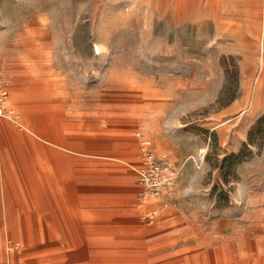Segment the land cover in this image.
<instances>
[{
  "label": "rangeland",
  "instance_id": "1",
  "mask_svg": "<svg viewBox=\"0 0 264 264\" xmlns=\"http://www.w3.org/2000/svg\"><path fill=\"white\" fill-rule=\"evenodd\" d=\"M0 87V264H264V0H0Z\"/></svg>",
  "mask_w": 264,
  "mask_h": 264
},
{
  "label": "built area",
  "instance_id": "2",
  "mask_svg": "<svg viewBox=\"0 0 264 264\" xmlns=\"http://www.w3.org/2000/svg\"><path fill=\"white\" fill-rule=\"evenodd\" d=\"M5 98L6 89L0 87V102ZM141 144L142 153L137 168V179L145 189L158 196L173 182L176 168L165 153H156L151 149L149 140L144 139Z\"/></svg>",
  "mask_w": 264,
  "mask_h": 264
},
{
  "label": "bare ground",
  "instance_id": "3",
  "mask_svg": "<svg viewBox=\"0 0 264 264\" xmlns=\"http://www.w3.org/2000/svg\"><path fill=\"white\" fill-rule=\"evenodd\" d=\"M2 112V110L0 109V113ZM65 113V112H64ZM59 115H61V114H59ZM56 116V115H55ZM65 117V116H64ZM67 117V116H66ZM72 118H73V116H71ZM79 117V116H78ZM77 117V118H78ZM57 118V117H56ZM68 118V117H67ZM70 118V117H69ZM81 118V117H80ZM79 119V118H78ZM43 120V119H42ZM54 120H56L55 118H54ZM59 120V119H58ZM80 120V119H79ZM57 121V120H56ZM62 121H64V120H62ZM38 122V121H37ZM54 122V121H53ZM61 122V121H60ZM72 122V121H71ZM76 122V121H75ZM56 124H57V122H55ZM44 124V123H43ZM53 127V126H52ZM53 129H55L56 130V128H53ZM66 129V128H65ZM68 129V128H67ZM78 130V129H77ZM44 131V130H43ZM52 131V130H51ZM47 132V131H46ZM55 132V131H54ZM124 132V131H123ZM53 133V132H52ZM42 136V135H41ZM45 136V135H44ZM38 137H39V135H38ZM43 137V136H42ZM62 137H63V135H62ZM61 137V138H62ZM47 138V137H46ZM40 139H43V138H40ZM65 141V140H64ZM44 142V141H43ZM50 143V142H49ZM54 144V143H53ZM62 144V143H61ZM70 144V143H69ZM53 146V145H52ZM44 149H46V150H48V151H55V150H53L52 148V150L49 148V146L47 147H44ZM52 153H55V152H52ZM46 156V155H45ZM62 156V155H61ZM48 161V160H47ZM59 163V162H58ZM38 166V165H37ZM43 168L44 169H46V170H49V172H50V170H54V168L52 167V166H50V165H48V163L46 162V160H43ZM51 175V174H50ZM43 183V182H42ZM164 191H169V188H167V189H165ZM156 196V195H155ZM155 198V197H154ZM150 199V198H149ZM151 200H152V198H151ZM150 200V201H151ZM250 207V206H249ZM254 207V206H253ZM261 212V211H260ZM248 229V228H247ZM225 230V229H224ZM222 231V230H221ZM236 236V235H235ZM231 237V236H230ZM234 242V241H233ZM245 245V244H244ZM229 248V247H228ZM233 251L234 252H236L237 251V244L236 243H234L233 244ZM219 256V255H218ZM231 259V258H230ZM232 260V259H231Z\"/></svg>",
  "mask_w": 264,
  "mask_h": 264
},
{
  "label": "crops",
  "instance_id": "4",
  "mask_svg": "<svg viewBox=\"0 0 264 264\" xmlns=\"http://www.w3.org/2000/svg\"><path fill=\"white\" fill-rule=\"evenodd\" d=\"M150 142V141H149Z\"/></svg>",
  "mask_w": 264,
  "mask_h": 264
}]
</instances>
